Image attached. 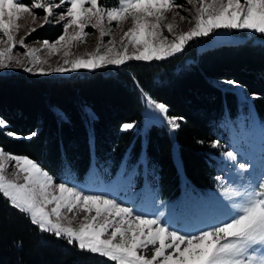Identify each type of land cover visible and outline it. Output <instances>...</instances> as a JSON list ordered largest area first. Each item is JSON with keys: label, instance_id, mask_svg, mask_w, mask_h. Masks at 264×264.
<instances>
[{"label": "snow or ice", "instance_id": "1", "mask_svg": "<svg viewBox=\"0 0 264 264\" xmlns=\"http://www.w3.org/2000/svg\"><path fill=\"white\" fill-rule=\"evenodd\" d=\"M36 10H42L43 15ZM182 11L189 15H181ZM176 17L181 22L188 21L191 27L179 30ZM129 21L131 26L124 30L123 25ZM112 22L122 32L119 44L112 36L106 45L97 43L92 52L76 55L71 51L85 42L89 35L86 28L97 30L102 41L112 34L111 28H106V23ZM48 24L62 26L54 41H37L40 47L25 42L37 28ZM22 28L26 29L25 35L17 39ZM219 29L264 35V0H118L112 7H105L100 0H0V70L66 73L121 66L128 61H161L184 51L190 41L208 37ZM18 46L22 52L15 51ZM42 51L45 56H41ZM53 55L61 56L55 65L49 62ZM224 83L239 87L233 80ZM144 96L148 107L157 114L156 119L162 117L172 130L180 127L183 117L168 116L167 105L146 93ZM253 98L259 97L253 93ZM85 115L93 119L87 110ZM58 118L63 119L62 114ZM7 127V121L0 118V130ZM134 127L135 122L123 123L121 131ZM4 134L27 140L37 136L36 132L27 136L12 131ZM219 146L218 140L212 142V147ZM225 156L238 172L253 168V163H237L234 152H226ZM7 162H14L12 178L6 175ZM0 194L41 233L115 264H264V171L258 179L254 175L235 188L223 186L221 194L226 202L217 201L221 211L195 232L175 228L162 219V212L150 217L109 195L89 191L86 186L56 183L33 159L6 153L2 147Z\"/></svg>", "mask_w": 264, "mask_h": 264}, {"label": "trees", "instance_id": "2", "mask_svg": "<svg viewBox=\"0 0 264 264\" xmlns=\"http://www.w3.org/2000/svg\"><path fill=\"white\" fill-rule=\"evenodd\" d=\"M61 32L59 24L45 25L29 38L53 41ZM195 45L196 41H190L184 51L165 60L130 61L67 77L22 71L0 74V118L8 124L0 130V147L33 159L56 183L62 180L65 167L82 177L91 156L100 169H115L127 152L128 162H135L142 149L139 129L146 93L167 105L168 116L183 117L174 130V141L186 179L197 188L212 187L220 174L213 165L218 148L212 142L224 141L218 123L225 111L233 117L238 105L236 92L218 82H238L264 120V43H228L200 51ZM253 93L259 98L254 99ZM86 110L93 119L86 117ZM132 122L133 129L121 131L123 123ZM6 131L21 136L36 132L37 136L15 139ZM144 153L146 168L153 171L162 194L177 195L179 172L172 139L163 125L148 128ZM0 264L115 262L41 233L0 194Z\"/></svg>", "mask_w": 264, "mask_h": 264}, {"label": "rangeland", "instance_id": "3", "mask_svg": "<svg viewBox=\"0 0 264 264\" xmlns=\"http://www.w3.org/2000/svg\"><path fill=\"white\" fill-rule=\"evenodd\" d=\"M23 2L30 3V0H23ZM100 2L105 7L117 6L118 4V0H100ZM177 2L185 3V0H177ZM185 7L191 6L185 4ZM36 11L38 15H43L42 10ZM181 15L187 16L189 14L182 11ZM171 21L172 15L169 14L168 22ZM176 23L178 24L179 30L182 31H187L191 27L188 21L181 22L179 17H176ZM51 25L54 24H48L47 26ZM130 26L131 22L129 21L123 25V28L127 30ZM109 27L111 28L112 34L103 37L102 41L99 38L97 30L91 27L86 28L85 31L89 35L85 37V42L78 43L71 51L76 55L92 52L95 50L97 43L106 45L112 39V36H115L117 44H119L120 36L122 35L120 28L116 26V22H112L111 25H107L106 23V28ZM25 30L22 28L19 31L17 39L25 35ZM30 36L27 37L25 42L32 47H40L37 41L42 42L46 39H31L29 38ZM194 41H196V49L200 51L220 44L242 43L247 41L264 43V35L254 33L250 30L219 29L208 37H200L194 39ZM15 51L22 52L23 49L18 46ZM40 54L41 56L46 55L44 51ZM60 59V55H53L50 57L49 62L55 65ZM109 66L114 67L112 65ZM21 71L25 72L20 68L4 69L0 70V74H11ZM81 71L93 70L78 69L66 73L53 72L46 74L36 72L25 73L37 76L67 77ZM224 82L221 81L218 83L222 87L232 89L236 92L238 105L237 112L233 117L229 116L225 111L218 123L224 141L220 142V146L217 147V152L213 154V165L215 170L220 173L217 177H221V179L217 180L216 177L212 187L197 188L186 179L182 171L176 142L174 141V130L170 128L166 121H163L162 117L159 120L155 118L157 114L148 107V101L145 99L144 93L142 94V124L139 129L142 149L135 162H128L129 156L127 152L115 169H100L96 166L94 157L91 156L88 169L82 177H76L65 167L60 182H67L70 186H86L89 191L109 195L110 198H115L125 206L137 209L142 214L150 217L159 216L162 212L164 214L162 219L167 220L172 226L183 231L195 232L205 227L204 222L214 220L221 211L217 201H225V197L221 194L223 186L232 185L235 188L237 185L245 183L247 179H252L254 175L258 179L259 173L264 171V165L261 164V160L264 158V120L260 119L257 115L252 104V97L245 95L240 85L239 87H233ZM152 124L163 125L168 130L172 139L173 160L179 172V193L173 197H166L162 194L153 171L146 168V157L144 153L145 134ZM226 152H234L237 156V163H253V168L247 171L239 170L238 172L233 162L225 156ZM13 164L14 162H7L6 175L9 178H12V174L16 171L12 166ZM241 173L243 179L241 178Z\"/></svg>", "mask_w": 264, "mask_h": 264}]
</instances>
